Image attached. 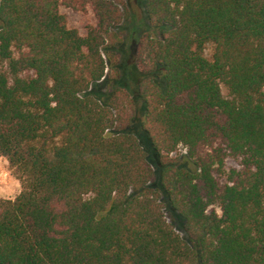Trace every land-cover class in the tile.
Listing matches in <instances>:
<instances>
[{
    "label": "trees",
    "instance_id": "16d2710c",
    "mask_svg": "<svg viewBox=\"0 0 264 264\" xmlns=\"http://www.w3.org/2000/svg\"><path fill=\"white\" fill-rule=\"evenodd\" d=\"M143 3L0 0V264H264V0Z\"/></svg>",
    "mask_w": 264,
    "mask_h": 264
},
{
    "label": "rangeland",
    "instance_id": "374dc122",
    "mask_svg": "<svg viewBox=\"0 0 264 264\" xmlns=\"http://www.w3.org/2000/svg\"><path fill=\"white\" fill-rule=\"evenodd\" d=\"M123 2L128 10L129 19L125 23L119 25V29L126 30V36H127L124 44L118 49V53L120 56L119 67L121 68L119 73L122 78L125 77L126 71H130L131 70L130 67H132V65L135 64L133 47L136 43V39L142 36L144 33H146L149 28H151L149 26L146 27L145 29L146 21L144 17L143 0H123ZM61 13L66 16L68 26L70 28L79 30L81 33L85 31L88 25L94 23V18L91 12L84 14L81 12H73L66 8H61ZM207 53H209V51ZM135 80L136 79H133L132 81L131 80L124 81L122 79L119 85L127 89L130 94H134L135 82L137 81ZM111 90H112V86L109 85L108 83L101 85L99 87V92L102 95L109 94ZM222 94L225 97L227 96V92L224 88H222ZM141 120H142L141 105L140 103H137L136 117L132 127V131L135 132L133 134L137 136L139 139H140L139 135H142L139 126ZM184 153L185 150L183 148H180L176 156L181 157L184 155ZM233 166H235V163L232 161H229L226 164L227 169ZM7 168H8L7 162L4 159H0V174L2 171L8 173V176L6 178H4V176H0L1 199H13L18 195L20 190V185L18 181L14 179L11 173L9 174Z\"/></svg>",
    "mask_w": 264,
    "mask_h": 264
},
{
    "label": "built area",
    "instance_id": "2783aa9c",
    "mask_svg": "<svg viewBox=\"0 0 264 264\" xmlns=\"http://www.w3.org/2000/svg\"><path fill=\"white\" fill-rule=\"evenodd\" d=\"M0 176H4V178H6L8 176V173L2 171Z\"/></svg>",
    "mask_w": 264,
    "mask_h": 264
}]
</instances>
